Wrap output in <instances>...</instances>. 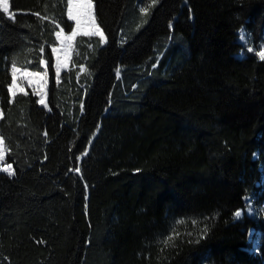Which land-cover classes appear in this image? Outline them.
Masks as SVG:
<instances>
[{"label":"trees","instance_id":"1","mask_svg":"<svg viewBox=\"0 0 264 264\" xmlns=\"http://www.w3.org/2000/svg\"><path fill=\"white\" fill-rule=\"evenodd\" d=\"M91 1L106 43L59 75L69 0L0 8V264H264V214L234 218L264 202V60L236 35L264 41V0Z\"/></svg>","mask_w":264,"mask_h":264},{"label":"rangeland","instance_id":"2","mask_svg":"<svg viewBox=\"0 0 264 264\" xmlns=\"http://www.w3.org/2000/svg\"><path fill=\"white\" fill-rule=\"evenodd\" d=\"M88 2H90L92 5L90 9L91 17L93 21L95 22V25L100 29V31L96 34L86 35V36H97L100 39H101V36H103L104 39L103 40L101 39V42L103 45L106 43L104 33L102 29L100 28V26L97 24L95 17H94L93 2L91 0H69L68 8H67V18L73 22L74 27L70 33H65V32L60 31L57 34L58 46L53 49V55L55 59L54 68H55L57 75H59L62 71L67 70L70 67L71 58L74 54V43H75L76 37L79 35H85L83 31L79 32L77 30L75 20L72 19V16H71V7H72L73 14H74L76 12V8L74 7V5L88 3ZM6 4H8L7 0H0V7L5 8L4 6ZM242 30L246 34V37L244 40L240 39V33ZM236 35H237V42L241 46V52L237 56L239 58H244L248 54V55H255L256 57L259 58L257 52L264 51V41H260L254 44L251 41V36L245 29H240ZM249 47L253 48L252 52H248L247 49ZM12 75H13V80H12L11 86L9 87L11 96H14L18 92H25V85H27L31 87L32 89H34V92L39 97V103L44 106L46 105L45 92H46V86H47V74L45 71L33 72L28 69L13 67ZM262 169H263L262 179L264 180V167ZM0 171L10 176H12L13 174L12 167L5 161V153H4L1 137H0ZM257 196H258L257 194H254V195H250L244 198L243 208L239 210L242 212V215L240 217H236V215L234 214V218L236 220L241 219L243 216L256 218L258 217V215L261 216L264 214V202L258 201ZM249 202L251 203L249 204ZM249 208L252 209L251 212L249 211ZM252 233L259 234L257 231L250 230L248 233V242H250V234ZM250 244H251V247L248 250L256 252L257 250L255 251L253 250L252 242H250Z\"/></svg>","mask_w":264,"mask_h":264},{"label":"snow or ice","instance_id":"3","mask_svg":"<svg viewBox=\"0 0 264 264\" xmlns=\"http://www.w3.org/2000/svg\"><path fill=\"white\" fill-rule=\"evenodd\" d=\"M76 8V12L73 14L72 7H71V16L72 19L75 20L77 30L79 32H84L85 35H93L100 31V29L95 25V22L93 21L91 17L90 9L92 7L91 3H82V4H76L74 5ZM246 37V34L243 32V30L240 33V39L244 40ZM250 38V37H249ZM101 39L103 40L104 37L101 36ZM248 52H252L253 48L249 47ZM259 58L261 60H264V51H258L257 52ZM120 73L117 72V77H119ZM251 202H249L250 204ZM249 211L251 212L252 209L249 208ZM236 217H240L242 215L241 211H237L235 213ZM250 242L253 244V250H257L259 247L262 246V243H264V234H256L252 233L250 234Z\"/></svg>","mask_w":264,"mask_h":264},{"label":"crops","instance_id":"4","mask_svg":"<svg viewBox=\"0 0 264 264\" xmlns=\"http://www.w3.org/2000/svg\"><path fill=\"white\" fill-rule=\"evenodd\" d=\"M7 2H8V0H7ZM4 7L5 8L0 7L1 10H3L7 14L8 17H12V14L9 12V4H6Z\"/></svg>","mask_w":264,"mask_h":264}]
</instances>
